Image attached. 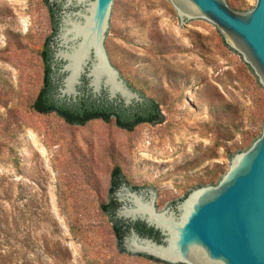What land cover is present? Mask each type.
I'll list each match as a JSON object with an SVG mask.
<instances>
[{"label":"rangeland","instance_id":"1","mask_svg":"<svg viewBox=\"0 0 264 264\" xmlns=\"http://www.w3.org/2000/svg\"><path fill=\"white\" fill-rule=\"evenodd\" d=\"M114 24L111 58L158 103L161 123L127 130L35 111L57 22L47 0H0V264H164L130 253L104 211L114 169L179 215L178 203L217 184L262 133L264 87L217 25L188 30L170 0H119Z\"/></svg>","mask_w":264,"mask_h":264},{"label":"water","instance_id":"2","mask_svg":"<svg viewBox=\"0 0 264 264\" xmlns=\"http://www.w3.org/2000/svg\"><path fill=\"white\" fill-rule=\"evenodd\" d=\"M61 5L52 37L53 69L59 97L76 99L85 83L94 96L105 93L126 106L140 102L111 58V36L119 0H57ZM184 20L214 23L225 41L250 66L264 87V0L240 11L231 0H170ZM73 6L80 7L72 11ZM125 191V192H124ZM115 216L142 221L161 240L141 235L134 226L122 237L130 253L151 256L164 264H264V126L251 146L238 152L215 185L201 186L165 211L159 194L138 195L126 182L114 192Z\"/></svg>","mask_w":264,"mask_h":264},{"label":"trees","instance_id":"3","mask_svg":"<svg viewBox=\"0 0 264 264\" xmlns=\"http://www.w3.org/2000/svg\"><path fill=\"white\" fill-rule=\"evenodd\" d=\"M48 3L55 22H57L55 17L56 4L49 1ZM53 36L47 40L42 50L44 77L43 85L32 103V108L35 111L41 113H55L66 122L76 125H84L86 122L93 119H102L106 122L114 120L117 126L127 130H133L141 123H161L164 120V115L161 113L159 105L154 99L148 98L142 94V101L126 106L123 101L117 99L110 100L105 93L94 96L92 92L88 90L86 81L80 87L81 94L78 95L76 99L59 97L58 87L60 82L55 80V73L59 66L57 65L56 70H54L52 66L54 63L53 49L51 46ZM123 182L126 181L121 173V169L117 167L112 174V183L119 187ZM113 191L114 187L112 188V192ZM117 206L118 203L116 198L111 194L110 201L104 204L103 208L111 217L120 240H122V237L129 231L131 226H134L135 229L144 236H151L154 233V229L148 227L142 221L130 223L116 218L115 210ZM156 238L159 241L161 240L159 235H156Z\"/></svg>","mask_w":264,"mask_h":264},{"label":"flooded vegetation","instance_id":"4","mask_svg":"<svg viewBox=\"0 0 264 264\" xmlns=\"http://www.w3.org/2000/svg\"><path fill=\"white\" fill-rule=\"evenodd\" d=\"M49 2H53V3H55L56 5H55V7H56V13H55V17H56V20H58V18H59V13H60V10H61V3H59L57 0H48ZM57 25H58V21H57ZM56 31H57V27H56ZM114 187V191L112 192V195H114V192L119 188V187H117V185H114L113 183H112V188ZM114 197H115V195H114ZM117 201V200H116ZM158 233V234H157ZM156 235H159L160 236V238H161V235H160V233L158 232V231H156L155 229H154V233L151 235V236H149V237H151V238H153V239H155V240H158L157 238H156ZM148 236V235H147ZM159 241V240H158Z\"/></svg>","mask_w":264,"mask_h":264}]
</instances>
